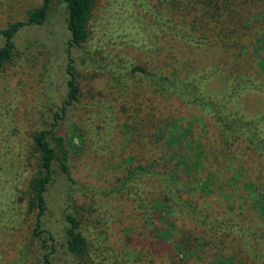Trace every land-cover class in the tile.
<instances>
[{
    "label": "rangeland",
    "instance_id": "1",
    "mask_svg": "<svg viewBox=\"0 0 264 264\" xmlns=\"http://www.w3.org/2000/svg\"><path fill=\"white\" fill-rule=\"evenodd\" d=\"M144 2L146 0H99L93 19L104 21V18L109 17V32H100L93 25L87 44L69 49L68 55L76 70L90 72L91 75V79L82 76L79 80L77 106L79 111H83L85 121L95 129V143H92L91 156L82 170L70 167V179L55 168L53 180L45 190V209L39 221V229L43 231L39 236L33 234L37 230L34 228L36 211L33 209L28 213L26 210V185L34 163L33 156L27 153L35 131L47 130V139L54 147L51 134H59L53 123L54 114L65 105L66 99L65 64L69 34L65 27L64 0H49L40 24L22 26L12 36L16 55L0 68V150L5 147L7 151L0 154V264H43L41 256L47 251L52 264H110L108 260L112 262L113 259H125L126 256L133 258L135 253L130 246L128 250L127 246L123 250L119 246L115 250L112 247L124 244L122 234L110 233L113 228L108 227L107 215L111 214L108 221L115 218L121 224L127 223V219L124 221L125 214L119 212L116 202L111 205L105 195L99 194L101 196L93 200L87 209L89 220L81 226L86 234L88 249V255L84 258L67 250L64 214L69 210V193H91L98 189L106 193L127 167L138 162L156 158L157 162L162 163L163 155L165 160L172 162L176 159L183 167L186 163L183 161H188L193 165L191 169L194 173L200 174L202 178L210 170L216 178L220 177L216 183L228 179L233 167H245L247 173L255 175L259 162L251 154L246 142L223 143L213 120L198 108L184 104L180 98L169 101L149 93L139 95L142 89L137 84L130 85L135 87L134 90L127 91L126 87L123 92L114 87L106 74L97 76V68L102 69L104 65L120 66L119 72L125 73L122 65L129 62L149 69L162 68L166 73L176 69L188 75V71L193 69L190 62L195 66H209L218 59L221 62L232 59L231 54L226 57L219 46L212 47L213 55L210 56L206 47H191L161 35L157 27L151 24L150 13L143 11ZM40 3L41 0H0V29L14 21H24L27 13ZM259 28L256 27L251 35L253 38V35L259 34L248 49V63L251 64V70L264 74V29ZM251 31L247 30L245 34ZM108 35L114 40L107 38ZM125 40H131L132 44ZM2 43L0 35V45ZM116 51L123 54L116 55ZM107 60H110L109 64H105ZM227 67H223L225 72H220V76L209 83L210 90L221 91L220 85ZM115 70H118L117 67ZM145 81L141 85H145ZM239 101L242 107L232 105L240 113H253L263 106L264 95L245 94ZM70 105H65V113L71 109ZM104 107L109 109L105 120L101 117ZM73 141L76 143L75 139ZM177 153L183 155L181 161ZM5 154L8 156L6 159L2 158ZM127 158H130V162ZM191 169L188 171L191 172ZM6 170L12 176L11 180L5 176ZM239 188L220 189V193L213 198L223 201L217 210L225 212V200L232 196L235 204H244L242 210L256 220L250 197L244 200L238 198ZM10 189L12 192H9ZM83 214L86 216L84 209H76L78 217ZM225 216L228 219L235 217ZM236 220H232V223ZM258 221L261 222V219ZM175 224L179 226V218ZM240 224L247 226L245 221ZM124 225L119 227L120 232L134 227L131 222L126 227ZM184 225L188 226L187 220ZM261 228L264 227L255 228L259 234L249 230L245 234L251 240L263 234ZM49 235L51 240L47 239ZM165 236L163 234V240ZM45 243L46 247L43 246ZM259 244L255 252L240 237L234 236L230 247L225 250L229 255H235L233 259L228 256V259H207L203 251L195 256L174 250L175 257L172 256L170 263L167 261L166 264H264V239ZM246 253L256 259H244ZM147 257L153 258L154 255L148 254ZM143 258L139 259L138 264H152L147 262L148 258L145 259L144 254ZM82 259L90 261L82 262Z\"/></svg>",
    "mask_w": 264,
    "mask_h": 264
},
{
    "label": "trees",
    "instance_id": "2",
    "mask_svg": "<svg viewBox=\"0 0 264 264\" xmlns=\"http://www.w3.org/2000/svg\"><path fill=\"white\" fill-rule=\"evenodd\" d=\"M98 1L64 0L65 27L69 34L67 55L70 48L87 44L91 38L89 33L93 25L98 27L100 32H109L111 28L107 25L109 17L104 18V21L93 19ZM48 4L49 0H41L38 7L27 13L24 21H14L0 29L3 38V43L0 45V68L16 55L12 36L22 26L40 24L45 17ZM143 11L150 13L151 24L157 27L161 35L170 40L191 47H206L210 56L213 55L212 47L219 46L226 57L231 54L232 59L224 62L218 59L209 66L198 64L195 66L190 62L193 69L188 71V75H183L176 69L166 73L162 68L149 69L129 62L122 65L125 73L119 72L120 66L116 65L118 70H115V66L104 65L102 69L97 68V76L106 74L114 87L123 92L126 87L127 91L134 90L135 87L130 85L137 84L142 89L139 95L149 93L165 97L169 101H175V98L182 99L184 104L196 107L210 116L223 143L230 145L235 141H245L251 148L249 149L251 154L257 157L259 165L255 169V175H252V172L247 173L248 169L245 170V167H233L231 171L229 170L228 179L216 183V179L219 180L220 177L216 178L211 170L202 178L200 174L194 173L191 169L194 167L188 161H183L186 162L183 167L176 159L172 162L165 160L164 155L161 158L162 163L152 158L143 163L133 164L117 177L106 193L100 192L101 189L91 193H69L67 200L69 210L64 214L67 224L65 229L67 250L81 255L82 258L86 256L87 240L81 226L86 225L89 220L87 209L91 207L92 201L105 195L109 204L117 203L119 212L125 214L124 221L127 219L124 225L115 218L108 221L111 214L107 215L108 227L113 228L110 233L122 234L124 244L112 245L113 249L119 246V249L123 250L127 246V250L131 247L135 253L133 258L126 256L125 259H113L112 262L108 260L110 264H138L139 259H144L143 254L146 256L145 259L148 258V254L154 255L153 258H148V263L166 264L167 261L170 263L172 256L175 257L174 250L195 256L199 251H203L207 259H226L227 256L233 259L235 255L233 253L229 255L225 250L230 247V241L234 236L240 237L245 245H250L257 252V248L261 245L259 241L264 239V232L258 237L250 238L251 240L245 232L249 230L259 234L255 229L256 226L264 227V222L262 223L264 220V104L261 109L246 114L240 113L235 107H242L239 98L245 94L264 95V74L251 70V64L248 63L250 60L248 49L252 47L259 34L253 35V38L251 35L256 27H261L259 30L264 29V0H146L143 3ZM247 30L252 31L245 34ZM108 37L114 40L109 35ZM124 42L132 44L131 40ZM115 54L120 55L123 52L116 51ZM71 62L68 55L65 64L67 76L64 103L71 104L72 107L68 113H65V105H62L54 114L53 126L59 132L58 135L51 134L55 147L47 139V130L40 129L32 134L27 153L33 156L34 163L26 185L25 197L28 198L26 210L28 213L33 209L36 211L34 228L38 231H33L36 236L43 231L39 229V221L45 209V190L53 180L55 168L70 179V167L74 166L82 170L86 160L91 156L92 143H95L93 139L96 136L95 129L85 121L82 117L83 111L81 109L79 111L77 106L79 80L82 76L91 79V75L90 72L76 70ZM109 63L110 60L105 62V64ZM223 67H227V70L220 85L221 91L210 90L209 83L213 78L220 76V72H225ZM143 81L145 85H141ZM104 109L101 117L105 120L108 114L106 111L109 112V109L106 107ZM4 148L0 150V154L7 152ZM7 154L2 158L6 159ZM177 154V158L181 161L183 155ZM126 160L129 161L130 158ZM189 169L191 172L188 171ZM5 176L9 180L12 178L7 170ZM235 186H240L238 198L244 200L247 196L250 197L251 207L256 212V220L242 210L244 204L236 205L232 196L225 200L223 206L225 212L217 210L223 201L213 200L214 196L220 193V189L229 190ZM9 192H12V189ZM78 208L84 209L86 216L83 214L78 217L76 215ZM225 215H235V217L228 219ZM178 218L177 227L175 220ZM235 218L237 220L232 223ZM259 219L261 222L258 221ZM186 220L188 226L184 225ZM244 221L247 226L239 225ZM129 222L134 227L120 232L119 227L121 225L126 227ZM260 231H264V228ZM163 234L166 235L164 240ZM47 239L51 240L50 235ZM248 242L251 244H246ZM43 246L46 247V243ZM49 248L51 250L50 246ZM48 254L49 251L42 253L43 264H52ZM244 259L256 258L246 253ZM84 260L90 261L82 259V262Z\"/></svg>",
    "mask_w": 264,
    "mask_h": 264
}]
</instances>
